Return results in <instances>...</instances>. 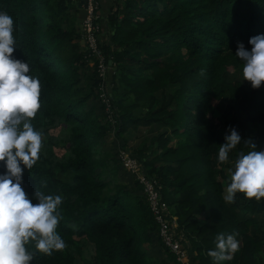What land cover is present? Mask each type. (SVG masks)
<instances>
[{
    "label": "trees",
    "instance_id": "trees-1",
    "mask_svg": "<svg viewBox=\"0 0 264 264\" xmlns=\"http://www.w3.org/2000/svg\"><path fill=\"white\" fill-rule=\"evenodd\" d=\"M80 8L82 0H0L14 20L13 56L41 83L32 123L43 148L23 187L29 197L39 190L63 198L57 232L66 247L47 256L31 242V264H156L146 254L155 242L161 261L180 264L161 242L142 184L138 195L118 184V164L98 153L109 122L86 105L102 78L93 56L81 78L88 50ZM95 13L116 135L177 218L193 264H213L207 253L220 233L239 234L240 250L224 264H264V198L226 199L239 153L264 151V82L253 89L235 55L238 43L250 49L249 39L264 34V0H114L103 21L98 4ZM56 128L59 139L50 134ZM231 128L241 143L219 163ZM58 141L61 160L53 157Z\"/></svg>",
    "mask_w": 264,
    "mask_h": 264
},
{
    "label": "clouds",
    "instance_id": "clouds-1",
    "mask_svg": "<svg viewBox=\"0 0 264 264\" xmlns=\"http://www.w3.org/2000/svg\"><path fill=\"white\" fill-rule=\"evenodd\" d=\"M14 32L13 18L0 11V162L4 168L0 172V264H31L35 253L26 248L31 242L36 251L47 256L66 247L57 232L63 198L39 190L29 197L23 187L25 169L37 164L43 148V133L32 123L41 109V83L29 74L28 62L14 58ZM248 44L250 49L238 43L235 55L244 62L243 79L258 89L264 82V34L251 37ZM229 133L219 147V163L228 162L230 152L241 143L235 128ZM251 148L246 154L239 153L229 169L226 199L230 203L237 193L249 200L264 198V151L255 150V145ZM238 235L216 236L215 249L207 253L213 264L233 259L240 250Z\"/></svg>",
    "mask_w": 264,
    "mask_h": 264
},
{
    "label": "built area",
    "instance_id": "built-area-1",
    "mask_svg": "<svg viewBox=\"0 0 264 264\" xmlns=\"http://www.w3.org/2000/svg\"><path fill=\"white\" fill-rule=\"evenodd\" d=\"M87 16L83 20L84 40L87 45L88 56H93L97 60L99 76L102 78V86L106 81V75L109 70L103 52L98 46V33L100 25L95 22L97 14L95 13V0H85ZM84 4H82L83 8ZM124 162L132 168V172L137 175L139 183L143 186L144 195L147 199L152 217L158 225V235L165 248H167L176 257L180 264H193L192 252L189 244L178 228L177 218L170 212L168 204L162 199L156 184L151 182L143 171L140 162L136 159L122 156Z\"/></svg>",
    "mask_w": 264,
    "mask_h": 264
},
{
    "label": "rangeland",
    "instance_id": "rangeland-1",
    "mask_svg": "<svg viewBox=\"0 0 264 264\" xmlns=\"http://www.w3.org/2000/svg\"><path fill=\"white\" fill-rule=\"evenodd\" d=\"M77 8L76 3L74 2L73 5H71V10L72 13H74V10ZM83 38V37H82ZM80 44L83 46L85 45L84 48L87 49V45L85 40L81 39ZM88 62L85 65L84 69L81 70V78L82 81L85 82L87 81V77L91 74V72L94 69V58H90L88 56ZM109 77H111L110 70H108L107 75H106V81L104 85L102 86V82L99 84V87H94V96H92L88 102L86 103L88 108H94L95 114L99 117L100 120H102L104 123L109 122L108 128L109 132L107 133V136L105 137L104 141L102 142L101 145L98 147V153L102 157L106 158L107 154V159H112L115 161L118 165V169L116 171L115 179L118 184H121L122 186H126L129 191H132L134 194L138 195L139 190L136 188V181H138L137 175L133 173L131 170L133 167H130L124 162V159L122 156H126L127 158H133L136 159L135 157L131 156L129 153H127L123 148L122 144L123 141L119 140V138L116 135V120L113 118V111L111 107V102L108 100V94L110 93L109 91ZM91 83V82H90ZM144 131L143 128L140 129V133ZM51 136H53L55 139L58 137H62L64 133L62 132V128H56L52 132H50ZM133 141H130L129 143L131 144ZM64 145V142L58 141V144L56 145L53 153V157L55 160H61L62 156L64 154L65 149L63 150L61 147ZM65 155V154H64ZM109 160V161H110ZM137 160V159H136ZM116 165V164H115ZM99 171V170H97ZM227 196V195H226ZM171 209V208H169ZM171 211V210H170ZM146 245V244H145ZM154 246L156 249L159 247L156 245V242L154 243ZM156 249H154L153 245L148 246L146 250V254L149 258H163L165 257L164 252L161 254L157 253ZM192 257L195 255L192 253ZM157 258V259H158ZM166 259V258H165ZM261 260V257H260ZM157 264H167L163 260L160 261Z\"/></svg>",
    "mask_w": 264,
    "mask_h": 264
},
{
    "label": "crops",
    "instance_id": "crops-1",
    "mask_svg": "<svg viewBox=\"0 0 264 264\" xmlns=\"http://www.w3.org/2000/svg\"><path fill=\"white\" fill-rule=\"evenodd\" d=\"M113 1L114 0H95L96 2V5L98 4V8H99V14L101 15V18H102V21L104 19V16L110 11V8L111 6L113 5ZM104 36H105V33L103 32L101 35H100V38L104 39ZM154 247V246H153ZM154 249H156L154 247ZM157 251V250H156ZM158 257H154L153 259L157 261V263H159L161 261L160 258ZM156 263V264H157Z\"/></svg>",
    "mask_w": 264,
    "mask_h": 264
},
{
    "label": "water",
    "instance_id": "water-1",
    "mask_svg": "<svg viewBox=\"0 0 264 264\" xmlns=\"http://www.w3.org/2000/svg\"><path fill=\"white\" fill-rule=\"evenodd\" d=\"M82 4H84V6H83V8H80L79 9V11H78V18L80 19V20H84L85 18H86V16H87V10H86V8H85V6H86V1L85 0H82ZM80 27H81V30H82V28H83V23H81L80 24Z\"/></svg>",
    "mask_w": 264,
    "mask_h": 264
}]
</instances>
